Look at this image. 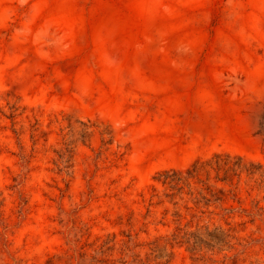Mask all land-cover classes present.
Listing matches in <instances>:
<instances>
[{"label": "rangeland", "instance_id": "rangeland-1", "mask_svg": "<svg viewBox=\"0 0 264 264\" xmlns=\"http://www.w3.org/2000/svg\"><path fill=\"white\" fill-rule=\"evenodd\" d=\"M215 156L232 230L161 183ZM262 174L264 0H0V264H264Z\"/></svg>", "mask_w": 264, "mask_h": 264}, {"label": "trees", "instance_id": "trees-1", "mask_svg": "<svg viewBox=\"0 0 264 264\" xmlns=\"http://www.w3.org/2000/svg\"><path fill=\"white\" fill-rule=\"evenodd\" d=\"M216 160L214 162L207 163L205 165H198L195 163L192 167L186 170V174L183 175L181 172L172 171L171 173L165 172L164 178L161 183L164 186H167L170 191L169 194H166L170 200L175 199L176 197H180L182 199L183 195L188 196L192 202L193 207L185 204L183 208L186 211L193 212L191 214V218H200L201 216L207 214L209 222H218L222 223L229 227V230H232V219L233 216L237 214L246 215L249 217L251 213H249L246 209L239 207L237 210L233 207L224 208L222 207L223 198L218 197L216 193H212L211 186L207 184L208 179L203 180L200 175L202 171L204 172L205 166L209 168L210 171L214 172L215 182H223L226 183L229 172H235L238 169V165L234 164L230 165L228 162H221L219 160V156H215ZM261 166H259L260 168ZM209 170H207L206 174L209 176ZM220 174H223V177L220 178ZM264 177V174L261 175ZM190 179H195L196 184L199 186L197 188H192L190 185ZM264 182V181H263ZM206 192V194L204 193ZM221 195H224L223 191H218ZM232 198L236 197V193L233 189L227 192ZM209 195V198L207 196ZM176 204V203H174ZM218 204L214 206L215 208L211 211H203L201 208L208 209L211 205ZM219 209V211H215V209ZM199 214V215H198ZM176 216L181 218V215L176 212ZM221 227L215 228V230H219ZM210 236V234H207ZM190 238L197 239V235L195 233H188L183 231V229H178V234L174 235L173 241H178L177 243H185L188 244ZM201 241V240H200ZM110 243H112L110 245ZM167 244L173 245L174 242H170L166 240ZM116 244L113 243V240H107L103 242L98 249L96 250V254L100 256V260H97L100 264H126L127 261H123V259H110L115 253L117 256H127L131 258V264H167L162 262H157L159 259L158 256H154L153 254L158 250V245L156 243H149L145 245L135 244L132 242L131 238L127 236V240H122L118 247H115ZM144 246H149L150 253L146 254L145 257L141 258L140 255L134 254L136 248H143Z\"/></svg>", "mask_w": 264, "mask_h": 264}]
</instances>
